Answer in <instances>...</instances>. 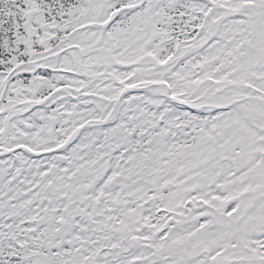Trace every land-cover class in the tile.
<instances>
[{
	"label": "snow or ice",
	"instance_id": "snow-or-ice-1",
	"mask_svg": "<svg viewBox=\"0 0 264 264\" xmlns=\"http://www.w3.org/2000/svg\"><path fill=\"white\" fill-rule=\"evenodd\" d=\"M0 264H264V0H0Z\"/></svg>",
	"mask_w": 264,
	"mask_h": 264
}]
</instances>
